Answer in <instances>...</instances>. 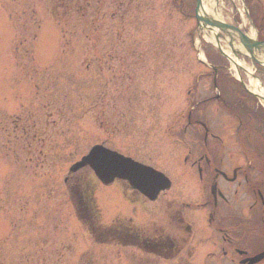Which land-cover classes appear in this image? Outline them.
I'll use <instances>...</instances> for the list:
<instances>
[{"label": "rangeland", "instance_id": "1", "mask_svg": "<svg viewBox=\"0 0 264 264\" xmlns=\"http://www.w3.org/2000/svg\"><path fill=\"white\" fill-rule=\"evenodd\" d=\"M194 26L174 0H0V264H204L176 259L182 252L160 259L104 232L166 228L179 211L192 228L195 214L210 225L184 155L201 141L192 119L211 114L231 75L216 72L213 84L202 73ZM200 40L204 59L219 61ZM94 144L163 171L170 188L149 203L125 180L102 184L88 166L70 172ZM202 243L198 252L213 249Z\"/></svg>", "mask_w": 264, "mask_h": 264}, {"label": "flooded vegetation", "instance_id": "2", "mask_svg": "<svg viewBox=\"0 0 264 264\" xmlns=\"http://www.w3.org/2000/svg\"><path fill=\"white\" fill-rule=\"evenodd\" d=\"M223 2L224 16L228 17V22L250 41V44L242 47L249 50L251 56H240L239 61L251 71L246 72L247 69L243 67L241 79L247 83L249 74L264 85V67L255 60L252 52L257 49L264 54V0ZM183 6L186 8L182 9L183 14L195 20V4L192 14L188 11L189 7L182 3ZM205 45L212 48L207 43ZM208 60L202 65L208 68L206 74L212 76L213 84L216 82V72L225 70L231 78L219 80L223 82V87H219L214 97L211 96L212 100L218 101L211 114L192 119L195 133L201 135L202 139L191 145L185 156L191 162L194 188L199 198L204 199L194 198L200 202L197 210L204 211L209 217L207 224L210 225L204 223L209 229L198 225L197 221L201 218L196 214V228H192L190 221L187 222L182 211H179V215L166 216V228L153 230L148 223L140 225H144V231L133 225H129L127 231L117 230L127 236L128 244L164 260L178 257L182 252L181 257L176 259L186 263L199 255V260L202 256L204 264H221L226 260L233 264H248L252 260L254 262L251 264H264V107L232 76L226 59L220 56L219 61ZM209 64L216 66V70H212ZM224 81H228L229 87ZM232 86L236 87V91L241 89V94L220 93L229 91ZM229 95L234 97L228 100ZM217 110H221L225 116ZM248 131H252L250 138H247ZM144 213L145 216L148 213L156 214L157 219L160 215V212L152 210ZM158 221H161L160 218ZM202 228L206 229L205 235L201 233ZM199 235L202 236L199 239V243L203 240L202 247L207 243L213 249L204 248L198 252L197 245L201 246L198 243ZM192 238L195 243H191Z\"/></svg>", "mask_w": 264, "mask_h": 264}, {"label": "water", "instance_id": "3", "mask_svg": "<svg viewBox=\"0 0 264 264\" xmlns=\"http://www.w3.org/2000/svg\"><path fill=\"white\" fill-rule=\"evenodd\" d=\"M197 6L201 8V0H197ZM203 15L204 13L201 16L197 15V23L198 25L208 26L209 35L211 34L210 36L214 40L213 44L219 47L217 40L225 39L221 31L225 33L227 26L212 17H208V20H205ZM221 53L228 57L227 54ZM85 165H88L93 170L101 182L106 184L114 178L126 179L133 188H136L151 199L160 190L169 187L170 184L163 174L110 151L101 145L93 146L86 156L82 157L79 162L71 167V170L75 171Z\"/></svg>", "mask_w": 264, "mask_h": 264}, {"label": "bare ground", "instance_id": "4", "mask_svg": "<svg viewBox=\"0 0 264 264\" xmlns=\"http://www.w3.org/2000/svg\"><path fill=\"white\" fill-rule=\"evenodd\" d=\"M250 83L252 84L253 86V91L258 93V94H262L264 95V90L262 88H260L259 86H257V82L255 80H252V79H249ZM264 104V103H263Z\"/></svg>", "mask_w": 264, "mask_h": 264}]
</instances>
